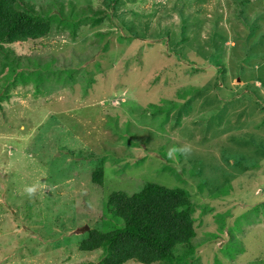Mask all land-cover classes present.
<instances>
[{
	"label": "rangeland",
	"instance_id": "1",
	"mask_svg": "<svg viewBox=\"0 0 264 264\" xmlns=\"http://www.w3.org/2000/svg\"><path fill=\"white\" fill-rule=\"evenodd\" d=\"M23 2L51 32L0 52V264H100L78 243L148 182L190 195L188 264H264V0Z\"/></svg>",
	"mask_w": 264,
	"mask_h": 264
},
{
	"label": "trees",
	"instance_id": "2",
	"mask_svg": "<svg viewBox=\"0 0 264 264\" xmlns=\"http://www.w3.org/2000/svg\"><path fill=\"white\" fill-rule=\"evenodd\" d=\"M118 1L113 0V5ZM46 15L42 10L35 11L23 0H0V52L7 51L5 46L34 42L48 36L51 25L50 17ZM8 61L12 64L11 74L18 75L13 84L23 81L24 72L16 73L22 68L19 59L8 58ZM43 70L48 72L46 68ZM103 174V166L96 167L91 172L92 183L102 186ZM194 211L189 193L181 188L148 182L134 194L114 191L107 197L105 214L120 223L119 227L102 231L91 228L77 249L83 253L101 250L100 264L131 261L188 264L187 258L194 253L193 242L197 235Z\"/></svg>",
	"mask_w": 264,
	"mask_h": 264
},
{
	"label": "clouds",
	"instance_id": "3",
	"mask_svg": "<svg viewBox=\"0 0 264 264\" xmlns=\"http://www.w3.org/2000/svg\"><path fill=\"white\" fill-rule=\"evenodd\" d=\"M190 151H191V149L188 146H184V147L173 146V147L169 148V150L167 152V157L169 159H174L176 157L177 153H179L180 155L187 156L190 153ZM25 191L29 195H32L35 192V188L34 187H28L25 189Z\"/></svg>",
	"mask_w": 264,
	"mask_h": 264
},
{
	"label": "water",
	"instance_id": "4",
	"mask_svg": "<svg viewBox=\"0 0 264 264\" xmlns=\"http://www.w3.org/2000/svg\"><path fill=\"white\" fill-rule=\"evenodd\" d=\"M235 82H238V83H240L241 82V80H240V78H239V75L237 76V79H236V81ZM88 228H85V230H87ZM83 231V230H82Z\"/></svg>",
	"mask_w": 264,
	"mask_h": 264
}]
</instances>
